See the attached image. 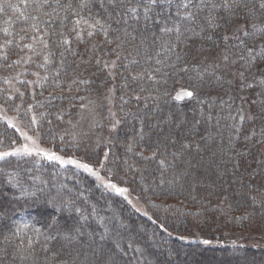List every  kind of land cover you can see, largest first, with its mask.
Instances as JSON below:
<instances>
[{
    "label": "snow or ice",
    "instance_id": "snow-or-ice-1",
    "mask_svg": "<svg viewBox=\"0 0 264 264\" xmlns=\"http://www.w3.org/2000/svg\"><path fill=\"white\" fill-rule=\"evenodd\" d=\"M0 17L4 25L0 27V71L10 72L24 65V71L28 72L34 67L36 71L30 75L36 79L21 81L25 92L31 90L33 98L43 96V91L37 94L31 86L43 87L41 81H48L49 77L53 91L59 89L62 96L65 89L71 91L78 84H85L91 92L94 79L70 77L67 69L74 66L73 72L82 75L95 65L105 73L103 83L111 82L104 88L99 104V108L107 110L105 119L110 134L117 132L127 119H135L140 125L135 140L139 143L145 139L149 114L155 116L162 111L161 99L165 102L188 99L199 106L200 118L194 121L195 125L214 123L219 127L223 120L237 140L242 135L246 144L264 143V0H0ZM96 36H103L102 43L111 47L98 56L100 45L93 42L85 49V53H90L86 58L78 46ZM176 77L185 83L173 96L175 90L168 88V80ZM61 79L70 83L61 85ZM4 83H11L7 76ZM99 88L97 85L96 90ZM25 92L14 89L0 108L7 106L5 110H12L13 95L23 100ZM213 92L217 94L215 98ZM79 99L83 101L85 97ZM80 106L86 107L83 103ZM141 107L145 109L143 113ZM173 116L177 114L169 112L163 123L175 128L187 123L180 116L173 122ZM30 123H38L36 115L30 118ZM8 126L14 127L10 123ZM232 136L228 138L229 151L235 150ZM6 141L11 150L0 151V161L5 163L9 157L22 154H45L26 146L23 152L12 148L16 141L7 135V128L0 134V145ZM165 141H158L152 156L145 159L159 158L161 165L175 167L177 153H172L173 162L169 163ZM191 149L190 143H182L178 150L181 162L188 168L192 167V161L184 157L191 155ZM127 150H132L131 143ZM200 150L197 145L196 151ZM48 159L74 164L103 181L88 163L65 161L55 153ZM107 159L108 153H104V160ZM3 171L0 168V173ZM256 174L253 173V178ZM11 186L19 187L21 193L36 200L42 199L61 213H75L77 219L69 225L61 224L59 217H49L46 224L31 229L33 238L25 231L27 224L21 227L13 222L15 209L0 206V264H117V255L125 254L119 243L123 237L115 226L109 230L107 224L102 225L105 232L99 234V240L94 230H87L89 215L95 214V208L86 214L83 208L86 201L77 206L75 199L65 200L58 195L37 197L19 181ZM104 186L115 189L117 194L128 191L110 180ZM110 232L117 239L108 248L103 242ZM128 247L132 245L129 243Z\"/></svg>",
    "mask_w": 264,
    "mask_h": 264
},
{
    "label": "trees",
    "instance_id": "trees-1",
    "mask_svg": "<svg viewBox=\"0 0 264 264\" xmlns=\"http://www.w3.org/2000/svg\"><path fill=\"white\" fill-rule=\"evenodd\" d=\"M8 15L12 13L9 12ZM2 20L0 17V27L4 26ZM103 41V36H96L94 40L80 44L78 50L87 58L90 53H85V49L95 42L100 45L97 55L103 56L107 48L111 47L103 44ZM94 57L92 56L93 60ZM111 58L115 59L114 56ZM71 60L72 57H69L70 63ZM76 60L78 61L79 57H76ZM21 67L23 66L10 72L0 71L1 103L4 104L8 94L2 77H17V88L21 92H25L21 81L34 79V76L30 75L35 71L34 67L28 72L23 71ZM73 67L67 69L69 76L73 78L84 80L90 76L97 80L105 76L95 65L83 76L73 72ZM40 71L43 74L44 70ZM120 71L123 72V69ZM59 83L64 85L70 81L61 79ZM183 83L185 81L179 77L170 78L168 88L175 90ZM41 84L43 87H31L35 88L37 94L43 91V96L33 98L31 90L25 92L23 100L14 95L10 102L12 110L9 111L17 113L18 119L27 127L32 126L30 118L36 115V129L41 141L52 146L55 151L67 154V149L60 148L63 133L68 129L70 121L76 118L81 103L87 101H81L79 98L89 91L85 84H78L73 85L71 91L65 89L62 96L59 89L53 91L51 77L48 81H41ZM105 86L103 83L100 87ZM12 90L10 88V91ZM49 93H52V96ZM212 95L215 98L217 94L213 92ZM224 99L227 100L228 97L225 96ZM160 107L161 112L155 116L150 113L147 117L143 141L135 142L138 140L136 133L140 128L139 122L127 119L117 132L110 134L109 128L101 132L97 129L102 134L101 139H98L101 145L96 152L88 153L89 158L95 157L98 160L106 145L108 168L112 169L114 175L121 176L132 192L137 193L151 211L152 219L134 211L120 196L104 190L85 172L70 166L61 167L55 163L37 161L32 157H9L7 163L0 161V168L4 170L0 173V193H3L0 196V206L9 210L15 209L12 213L13 222L21 227L27 224V235L35 238L31 229L40 228L49 221V217H59L61 224L70 225L76 222L77 214L67 211L61 213L58 208L45 204L42 199L36 200L35 197L21 193L20 188H14L12 184L19 181L29 192H35L37 197L58 195L65 200L75 199L77 206L86 201L83 203L86 214L95 208V214L89 215L86 227L87 230H94L98 234L97 240L99 234L105 232L102 226L104 224L108 225L109 230L115 226L123 237L119 239V243L126 252L123 256L117 255V264H178L187 258H192L194 264H209L212 261V264H264L262 249L208 246L180 239L197 233L201 238L214 240L221 237V231L225 227L244 228L255 224L261 226L264 234V143L249 141L246 144L242 135L237 140L223 120L219 127H215L214 123L195 125L194 121L200 118V111L193 100L167 99L165 102V99H161ZM144 111L141 107V113ZM169 112L186 119L187 123L179 128L163 123ZM39 113H43V116ZM177 116L172 117L173 122ZM6 128L7 126L0 122V134L4 133ZM7 135L16 143L19 142L14 130L7 128ZM230 136L235 144L234 151H229L227 147ZM166 137L168 139L165 141ZM204 137L207 139H202ZM158 141L168 144L166 160L169 163L173 162L172 153H177L175 167L161 165L159 158L145 159L152 156ZM130 143L132 150L128 151L127 146ZM182 143L192 145L191 155L184 157L192 161L191 168L181 162L178 150ZM197 145L201 149L199 152L196 151ZM6 148H9L7 141L0 145V150ZM96 153L98 157L95 156ZM129 165H132L131 169L128 168ZM253 173H257L254 178ZM81 193L82 196L79 195ZM114 239L117 238L110 232V237L103 243L111 248ZM129 243L131 248L128 247ZM135 248L140 251H134ZM197 258L202 262L195 263Z\"/></svg>",
    "mask_w": 264,
    "mask_h": 264
},
{
    "label": "rangeland",
    "instance_id": "rangeland-1",
    "mask_svg": "<svg viewBox=\"0 0 264 264\" xmlns=\"http://www.w3.org/2000/svg\"><path fill=\"white\" fill-rule=\"evenodd\" d=\"M95 59L96 56L94 57V60ZM21 66H23L21 67L23 70L25 66L24 65ZM34 70L36 71V69ZM87 73H83V74H87ZM4 77H2V79H3L4 88H7L8 90L7 96L12 95L13 90L14 88L15 89L17 88V82L19 81H17V77L14 76L12 77V75H8L7 77L11 81V83L5 84ZM35 79L36 77H34V79L32 80ZM104 79L105 76H102L101 78L95 80V83L91 85L93 90L91 92H87L86 95L83 94V97L85 96V99L87 100L85 103H83L86 107L82 108L80 106L79 113L77 114L76 118L74 119V121L72 120L70 121L68 129H66L65 133H63L64 137L60 143L61 146L60 148L67 149L69 152L67 154H63L60 151H55V149L52 146L43 143L40 139L39 132L36 129V124H32L31 127L25 126L18 119L17 113H15L14 111L5 110L6 106L5 108H0V122L5 124L7 128L14 130L18 137L19 142L16 143L15 145H12L11 146L12 148H19L21 152H23V149L26 146L29 150L35 149L45 153L44 155H37L35 154V152H33L32 155L22 154L15 157H32L37 161L55 163L61 167L70 166L80 171H83L86 174L90 175L94 180H96V182L104 190L108 191L111 194L123 198V200H125L134 211L145 216L148 219H152L151 211L149 210L148 206L143 201H141L137 193L132 192L131 189L128 186H126L124 181L120 178L121 176L114 175L112 169L108 168L107 160H104V153H107L106 145H105V151L102 152V156L98 157V154L97 153L95 154V156L99 158L98 160L95 159V157L92 158L88 157V153L96 152L98 147L101 145L100 141L98 140L101 137L100 132L104 129L105 130L108 129V127L106 126L107 120L105 119V117H107V110L99 108V104L102 99L104 88L110 86L111 83L109 85L106 84L105 87H100L99 91L96 90L97 85L101 86V84H103ZM84 80L87 81L93 79L89 76L84 78ZM10 88H12L13 90L10 91ZM180 90L181 87H177L175 91L172 92V95L174 96L176 94V91H180ZM89 101H94L95 103L90 104ZM0 104L3 103H1L0 101ZM9 123L11 125H14V127H9L8 126ZM17 129L19 131H17ZM97 129H100V132ZM27 137H32V139H27ZM3 150H11V149L6 148L0 151ZM261 151L263 152L262 148ZM52 153H55V155L62 157L65 161L71 159V160H77L82 163H88L99 174V176L103 178V181L96 179V177L93 176L91 173L86 172L81 168H78L74 164H70V163L62 164L55 159L52 160L48 159V156L51 155ZM87 157L89 159H87ZM101 164L103 166H101ZM109 180L112 183L116 184L117 187L119 188H127L128 191L123 194H117L115 189L106 188L104 185ZM180 239L185 242L188 241L198 242L208 246H238V247H248L253 249L264 250V234L262 233L261 226L256 224L249 225L244 228L225 227L221 231V237L214 238V240L201 238L197 233L185 237H180ZM205 241H208V243H205ZM196 262H202V260L200 259L198 260L197 258L195 259V263ZM183 263L194 264V261L192 260V258L191 259L187 258L181 260L178 264H183ZM212 263L210 262L209 264Z\"/></svg>",
    "mask_w": 264,
    "mask_h": 264
}]
</instances>
